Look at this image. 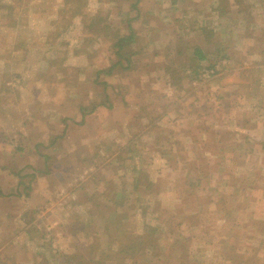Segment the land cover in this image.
Listing matches in <instances>:
<instances>
[{
    "label": "rangeland",
    "instance_id": "obj_1",
    "mask_svg": "<svg viewBox=\"0 0 264 264\" xmlns=\"http://www.w3.org/2000/svg\"><path fill=\"white\" fill-rule=\"evenodd\" d=\"M0 5L19 19L0 7V222L38 225L8 246L0 223V264H264L259 0ZM130 29L128 64L98 73ZM12 178L41 188L33 212Z\"/></svg>",
    "mask_w": 264,
    "mask_h": 264
},
{
    "label": "crops",
    "instance_id": "obj_2",
    "mask_svg": "<svg viewBox=\"0 0 264 264\" xmlns=\"http://www.w3.org/2000/svg\"><path fill=\"white\" fill-rule=\"evenodd\" d=\"M240 1V0H239ZM258 1V0H257ZM259 2H261L262 3V5H263V7H264V0H259ZM253 9H254V7H253ZM263 8L262 7H260V11L262 10ZM256 11V10H255ZM244 12H242V9H239V14H243ZM255 14L256 15H259V13L258 12H255ZM254 15V14H253ZM255 16V15H254ZM258 17V16H257ZM241 19V18H240ZM244 21V20H243ZM242 21V22H243ZM246 21H249V20H246ZM246 26H248V28H251V30H255L256 29V26H255V23H252V21H249V23H248V25H246ZM255 26V27H254ZM247 35H249V34H247ZM250 44H251V42L248 40V39H245V44H243L241 47H240V51L241 50H243V53H244V55L243 56H245L246 57V59L248 60L249 58L251 59V58H255V57H259V54L261 53V50H259L260 49V47L258 48V49H254V48H252V46H250ZM253 44V43H252ZM245 45H247V46H245ZM201 50L208 56V51H204L202 48H201ZM264 52V51H263ZM259 53V54H258ZM250 55H253V56H250ZM206 56V57H207ZM207 59V58H206ZM261 65H262V63H260ZM242 68V67H241ZM253 82H251V84H252ZM252 90V89H251ZM257 97H258V95H257ZM260 97V96H259ZM262 99H264V96H263V98ZM17 173V172H16ZM14 177H16V176H14ZM254 180V179H253ZM11 184H7V186H6V190H9V186H13V188L15 187V189L17 190H19V192H16L15 193V195H17V197H18V195L20 194V197H23L22 199V202L23 203H21L20 204V206H19V208L18 209H20V210H22L23 212H33V210H35L37 207L36 206H34L33 204H34V202L33 201H35L36 202V200H34L33 199V195H36L37 194V192L39 193L40 191V189L41 188H39V187H35L34 185H32V187L30 186V188L29 189H27V192L28 193H26V194H23L22 192L23 191H21V189H20V186H21V184H18V182H17V178H12L11 180ZM250 184V183H249ZM241 185H245V184H240L238 187H236L235 189H234V192L235 193H237V192H239L240 194H242V195H245L246 193H244L246 190H251V188H249V187H246V188H243V187H240ZM240 187V188H239ZM254 189H255V191L257 190V188L258 187H253ZM4 187H1V184H0V195H5L6 193L4 192ZM45 192V188H44V191H43V193ZM19 193V194H18ZM30 193V194H29ZM42 192H41V195L43 194ZM11 195V194H10ZM29 196V198L31 197L32 198V203H26L25 201H28L29 200V198L28 199H25L24 200V198H26V197H28ZM39 196V195H38ZM9 197H14V196H9ZM257 202H255V203H260L261 202V198L258 196V198H256L255 199ZM54 205V204H53ZM53 205H50L49 207H47L43 212H41V214L42 213H47V212H51L52 211V209L50 210V208H51V206H53ZM252 206H255V204H253ZM258 206V205H257ZM261 206V205H260ZM10 209H11V207H10ZM11 211H13V209H11ZM34 213H37V212H34ZM37 217L38 216H40V214H38V215H36ZM12 219V218H11ZM224 219H226V218H223V220ZM1 224H3L4 223V228H9L8 229V231L6 232V237H4L2 240H5V242H8L7 243V245L8 246H10L11 244H12V240L14 239V240H17L16 238H20L21 236H23L24 237V239L25 240H27L29 243H30V239L28 238V235L30 234V233H32V232H34V230H35V228L38 226L36 223V220L35 221H31V222H22V221H19V219H12L11 221H8V220H6V221H1L0 222ZM3 226V225H2ZM14 227V229L16 230V231H18V233H20L19 234V236H16L15 234L17 233L16 231H14L13 232V230L11 231V229L10 228H13ZM47 229H51V228H53L52 226L51 227H46ZM18 229V230H17ZM34 229V230H33ZM11 231V238L9 239V232ZM36 231V230H35ZM13 232V233H12ZM2 233H3V230L1 231V229H0V235H2ZM62 235L66 238L67 236H69V234H68V232H62ZM5 236V235H4ZM39 237H37V239L39 238V239H43L42 237H43V235H38ZM26 241V242H27ZM15 242V241H14ZM13 242V243H14ZM1 243V242H0ZM41 243V242H40ZM39 243V244H40ZM5 247H6V244H5ZM40 250H44V249H42V247L40 248ZM41 261H42V259H41ZM23 262H25L24 260H21V259H16V261H15V264H24Z\"/></svg>",
    "mask_w": 264,
    "mask_h": 264
},
{
    "label": "trees",
    "instance_id": "obj_3",
    "mask_svg": "<svg viewBox=\"0 0 264 264\" xmlns=\"http://www.w3.org/2000/svg\"><path fill=\"white\" fill-rule=\"evenodd\" d=\"M17 1L20 3L22 0H17ZM2 6H4V5H0L1 8H4V10L7 11L6 17L8 19V24H10L8 27H13V28L16 27V25L18 24V21H19L18 17L14 16L15 12H16V9L13 8L12 6H8V7H2ZM116 38H118V40H117V42H114L113 46H114L115 52H116V54L118 56V60L115 63L110 64L107 68H103V69L98 70L97 71L98 73L102 72L104 74H110L111 71L116 66L122 65L123 63L128 64V62L130 61L129 57L125 54V52H122V50H123V48H125V46H126L125 44H127L128 42H132L133 41V39H134L133 31L131 30V33H129L127 35H121L120 37H116ZM193 52H194V55H195V57H196L198 62L202 61V60H205L207 58L206 57L207 55L198 47H196ZM222 58H225V57L223 56ZM196 67L198 68V66H196ZM195 70H193V72ZM195 74L197 76L196 72H195ZM102 104H104V103H101V105ZM82 110H84V109L82 108ZM181 192L184 193L183 191H181ZM196 215H193V216L196 217ZM227 217H228V213L223 215V218H227ZM193 223H194L193 226H195L196 222H193Z\"/></svg>",
    "mask_w": 264,
    "mask_h": 264
}]
</instances>
